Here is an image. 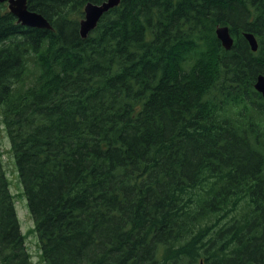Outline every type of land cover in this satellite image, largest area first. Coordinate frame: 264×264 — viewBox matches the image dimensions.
<instances>
[{
	"label": "trees",
	"instance_id": "obj_1",
	"mask_svg": "<svg viewBox=\"0 0 264 264\" xmlns=\"http://www.w3.org/2000/svg\"><path fill=\"white\" fill-rule=\"evenodd\" d=\"M89 1L27 0L52 28L0 4V107L42 259L264 264V0H121L84 38ZM2 155L0 264H33Z\"/></svg>",
	"mask_w": 264,
	"mask_h": 264
},
{
	"label": "water",
	"instance_id": "obj_2",
	"mask_svg": "<svg viewBox=\"0 0 264 264\" xmlns=\"http://www.w3.org/2000/svg\"><path fill=\"white\" fill-rule=\"evenodd\" d=\"M1 2H8L10 11L17 17V21L21 24L36 28H52V24L48 18L40 12L29 9L27 0H0ZM120 2L121 0H104L101 3L87 2L85 5V16L80 21L81 36L86 38L97 27L102 16ZM216 32L223 46L226 49H231L234 44V39L231 35L230 28L227 25H219ZM245 37L251 44L252 49L257 50L258 41L256 36L252 32H245ZM255 88L264 96V74L257 77Z\"/></svg>",
	"mask_w": 264,
	"mask_h": 264
},
{
	"label": "rangeland",
	"instance_id": "obj_3",
	"mask_svg": "<svg viewBox=\"0 0 264 264\" xmlns=\"http://www.w3.org/2000/svg\"><path fill=\"white\" fill-rule=\"evenodd\" d=\"M7 6V5H6ZM8 8V6H7ZM0 147L2 159L10 181V190L14 196L15 207L20 222L21 230L25 235L26 248L30 254L33 264H46L41 257V247L39 237L36 232L35 223L30 213L24 187L21 182L19 172L15 163V158L11 149L10 137L2 119L0 107Z\"/></svg>",
	"mask_w": 264,
	"mask_h": 264
}]
</instances>
